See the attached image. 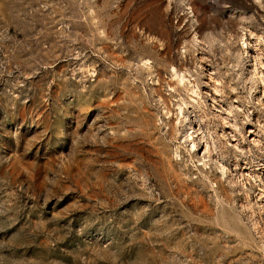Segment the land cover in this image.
Segmentation results:
<instances>
[{"label":"rangeland","instance_id":"374dc122","mask_svg":"<svg viewBox=\"0 0 264 264\" xmlns=\"http://www.w3.org/2000/svg\"><path fill=\"white\" fill-rule=\"evenodd\" d=\"M0 264H264V0H0Z\"/></svg>","mask_w":264,"mask_h":264},{"label":"bare ground","instance_id":"6f19581e","mask_svg":"<svg viewBox=\"0 0 264 264\" xmlns=\"http://www.w3.org/2000/svg\"><path fill=\"white\" fill-rule=\"evenodd\" d=\"M248 48V47H247ZM258 48V47H257ZM184 78V77H183ZM184 80H185V78H184ZM196 93H197V91H195ZM184 117H185V115H184ZM190 120V119H189ZM187 121V120H186ZM192 124V123H191ZM193 126V125H192ZM196 127V126H195ZM190 129H191V126H190ZM195 129V128H194ZM197 130V129H196ZM196 132V131H195ZM191 133V132H190ZM192 134V133H191ZM226 134V133H225ZM191 142V141H190ZM209 149V148H208Z\"/></svg>","mask_w":264,"mask_h":264}]
</instances>
